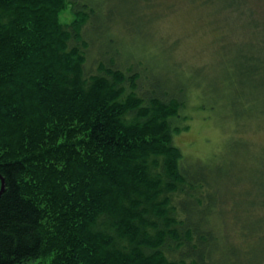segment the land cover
Masks as SVG:
<instances>
[{
    "label": "trees",
    "instance_id": "obj_1",
    "mask_svg": "<svg viewBox=\"0 0 264 264\" xmlns=\"http://www.w3.org/2000/svg\"><path fill=\"white\" fill-rule=\"evenodd\" d=\"M80 1L0 0V264L222 263L230 255L204 210L219 204L211 178L225 168L174 145L194 83L176 84L177 66L160 54L119 68L121 43L105 29L103 45L90 37L94 10ZM250 22L257 35L241 72L260 83L252 111L264 101V31ZM250 172L254 212L264 209V150Z\"/></svg>",
    "mask_w": 264,
    "mask_h": 264
},
{
    "label": "rangeland",
    "instance_id": "obj_2",
    "mask_svg": "<svg viewBox=\"0 0 264 264\" xmlns=\"http://www.w3.org/2000/svg\"><path fill=\"white\" fill-rule=\"evenodd\" d=\"M229 1L81 0L80 4L86 2L94 10L93 40L103 45L104 37L99 32L105 29L106 37L121 43L117 45L121 52L120 65L116 64L119 68H131L136 61L146 67V58L160 54V64L177 66L176 84L187 80L190 85L194 83L185 101L186 128L175 134L174 145L192 162H205L210 170L225 168L221 178H211L219 204L204 210L205 218L220 229L223 254L230 255L218 264H231L232 259L233 264H264V209L250 210L256 177L250 171L256 156L264 150V115L258 112L264 109V101L250 111L252 96L261 93L260 83L241 72L250 57L249 45L257 35L250 20L264 31V0H232L235 8L242 6L235 12L226 9ZM214 3H218V9L212 10ZM60 20L66 24L73 20L70 6L61 12ZM87 30L88 25L86 34ZM85 39L89 40L88 35ZM124 47L128 49L121 51ZM90 54L95 59L100 57ZM141 66H134L133 71L142 73ZM140 78L144 80L143 75ZM262 94L264 97L263 90ZM243 110L249 115L241 123L235 116ZM234 140L242 145L236 146ZM235 196L240 198L244 218L234 206ZM53 259L49 256L32 264H54Z\"/></svg>",
    "mask_w": 264,
    "mask_h": 264
}]
</instances>
